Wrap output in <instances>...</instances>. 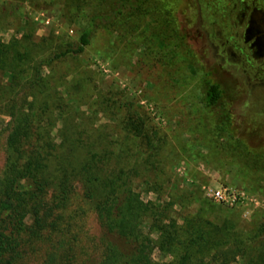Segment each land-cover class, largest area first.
Wrapping results in <instances>:
<instances>
[{
  "label": "rangeland",
  "instance_id": "obj_1",
  "mask_svg": "<svg viewBox=\"0 0 264 264\" xmlns=\"http://www.w3.org/2000/svg\"><path fill=\"white\" fill-rule=\"evenodd\" d=\"M63 3L0 0L1 41L19 38L27 24L32 25L36 39L52 38L53 45L76 41L85 16L70 17ZM134 18L145 26L137 31L97 28L80 55L50 73L53 79L62 77L58 91L68 105L70 133L82 130L84 137H98V149L110 144L115 153L130 146L133 150L126 167L140 172L133 178L135 190L143 201L156 206L173 201L171 216L178 224L187 211L181 207V197L193 195L198 202L212 206L216 222L231 220L242 236L250 235L264 222V168L253 167L252 160L234 145L238 140L244 142L252 159L262 161L264 84L253 82L236 66L218 64L221 61L215 57L212 40L220 28L198 16L194 0H151ZM174 28L186 35L193 52L190 59L180 54L169 31ZM205 72H210L209 78L223 89V102L230 111L229 128L221 134L215 133L212 115L201 101ZM47 90L42 89L37 98L40 100ZM36 92L19 93L17 98L30 100ZM107 97L114 101L111 106L115 109L101 108L100 101ZM133 113L155 139L163 141L159 153L146 164L135 154L136 145L125 140L126 132L120 126V121ZM13 123L11 116L0 114V179L7 167V137ZM50 129L51 144H59L61 121ZM215 190L225 191L230 199L215 200ZM58 214L57 229L45 232L34 244L31 263L61 251L60 242H64L62 253L71 257V264H98L109 243L124 255L135 248L134 242L105 229L79 184ZM150 235L153 239L158 236L157 232ZM263 239L264 234L248 243L260 249ZM151 257L158 263L171 260L157 248Z\"/></svg>",
  "mask_w": 264,
  "mask_h": 264
},
{
  "label": "trees",
  "instance_id": "obj_2",
  "mask_svg": "<svg viewBox=\"0 0 264 264\" xmlns=\"http://www.w3.org/2000/svg\"><path fill=\"white\" fill-rule=\"evenodd\" d=\"M149 1L64 0L70 17L85 16L76 41L53 45L52 38L36 39L30 24L19 38L6 43L0 39V114H8L14 122L7 137V167L0 179V264H71V257L62 253L64 242L59 243L61 251L48 253L42 261L31 263V254L45 232L57 229L58 211L67 205L77 184L105 229L135 243L127 255L107 244L98 264H264V239L260 249L248 243L264 234V222L242 236L233 221L222 218L216 222L210 204L187 195L181 197V207L187 211L178 224L171 216L173 201L156 206L143 201L135 190L133 178L140 172L126 167L133 150L130 146L115 153L110 144L98 149V137H84L82 130L70 133L68 105L58 91L62 77L53 79L50 73L80 55L97 28L142 29L146 23L134 17ZM169 31L180 54L190 59L193 52L186 35L177 28ZM209 75L204 74L201 101L219 133L228 130L230 111L223 102V89ZM44 88L47 94L39 100L36 94ZM32 90L37 92L30 100L17 98ZM111 103L107 97L99 104L113 110ZM58 120L62 123L60 143L53 145L50 128ZM120 126L126 132L125 140L136 145L135 154L143 157L142 164L159 153L162 139H155L136 113L126 115ZM234 147L252 160L253 167L264 168V155L262 161L253 160L248 146L239 140ZM152 232H157L156 239ZM154 248L170 255V262H154Z\"/></svg>",
  "mask_w": 264,
  "mask_h": 264
},
{
  "label": "flooded vegetation",
  "instance_id": "obj_3",
  "mask_svg": "<svg viewBox=\"0 0 264 264\" xmlns=\"http://www.w3.org/2000/svg\"><path fill=\"white\" fill-rule=\"evenodd\" d=\"M198 16L220 29L212 40L221 66L264 84V0H194ZM221 49V51H218ZM252 76H251V75Z\"/></svg>",
  "mask_w": 264,
  "mask_h": 264
},
{
  "label": "built area",
  "instance_id": "obj_4",
  "mask_svg": "<svg viewBox=\"0 0 264 264\" xmlns=\"http://www.w3.org/2000/svg\"><path fill=\"white\" fill-rule=\"evenodd\" d=\"M212 196L215 200L220 202H227L230 199V195L222 190H215L212 192Z\"/></svg>",
  "mask_w": 264,
  "mask_h": 264
}]
</instances>
